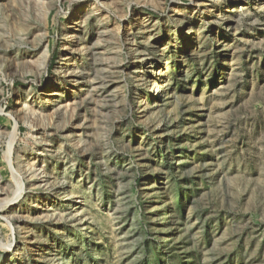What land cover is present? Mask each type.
I'll return each mask as SVG.
<instances>
[{
    "label": "rangeland",
    "instance_id": "rangeland-1",
    "mask_svg": "<svg viewBox=\"0 0 264 264\" xmlns=\"http://www.w3.org/2000/svg\"><path fill=\"white\" fill-rule=\"evenodd\" d=\"M0 194V264H264V0H0Z\"/></svg>",
    "mask_w": 264,
    "mask_h": 264
},
{
    "label": "bare ground",
    "instance_id": "bare-ground-1",
    "mask_svg": "<svg viewBox=\"0 0 264 264\" xmlns=\"http://www.w3.org/2000/svg\"><path fill=\"white\" fill-rule=\"evenodd\" d=\"M240 6V5H239ZM44 14V13H43ZM103 18V17H102ZM85 23V22H84ZM25 30V29H24ZM82 31V30H81ZM17 32V31H16ZM85 36V35H84ZM24 37V36H23ZM23 37H20V38H23ZM14 38V37H13ZM23 40V39H22ZM78 41H79V44H78V47L80 48V51L84 54V55H87V48H86V44H85V41H82L80 38L78 39ZM9 43V42H8ZM28 43V42H27ZM78 43V42H77ZM89 43V42H88ZM89 50V49H88ZM66 52V51H65ZM75 53V52H74ZM96 53V52H95ZM42 55H44L45 56V61H47V59H48V56H49V51L45 48L44 49V52H43V54ZM22 57V56H21ZM31 58V57H30ZM66 60V59H65ZM46 63V62H45ZM60 63V62H59ZM62 63H63V61H62ZM47 64V63H46ZM23 65V64H22ZM44 65L45 64H43V65H41V66H43L44 67ZM58 67V66H57ZM61 67V66H60ZM59 67V68H60ZM74 67V66H73ZM47 68V65H45V69ZM62 70H63V68H61ZM41 70V69H40ZM77 70H78V68L77 67H75L73 70H71V69H67V72H71L72 74H77ZM57 71L59 72V70L57 69ZM161 74V73H160ZM160 74H158V75H160ZM79 75V74H78ZM82 86H90L89 84H87V81L85 80V81H83V83H82ZM60 96V92L59 91H56L55 93H54V95H53V97H59ZM166 99H167V96H166ZM55 102V101H54ZM27 103H25V106H24V113L26 114V118L28 117V118H33V115L31 114V112H30V109L28 108V106L26 105ZM27 108V109H26ZM55 111V110H54ZM13 119V118H12ZM12 136H14V134L12 135ZM16 137V136H15ZM14 144H15V138H11V141L9 142V145H8V151H7V153H6V158H7V160L9 161V163H10V165H11V168L14 170L13 172V177H15V178H17V176H28V177H33V172H32V170L34 169H32V165L31 166H27V164H26V166L27 167H25L26 169H25V171H22V170H15V167L13 166V154H14V152L16 151H14V149H15V147H14ZM22 160V159H21ZM8 163V164H9ZM29 164V163H28ZM22 166H23V164H22ZM18 169V168H17ZM35 174V173H34ZM27 177V178H28ZM23 178V177H22ZM25 178V177H24ZM24 180V179H23ZM30 187V186H29ZM32 187V186H31ZM6 189V188H5ZM7 190V189H6ZM6 192H4V194H5ZM3 194V195H4ZM0 195H2V194H0ZM7 196V195H6ZM9 201V200H8ZM1 202V201H0ZM14 202V200H12V201H9V202H7V204H5V205H3V206H1L0 207V211H3V213L5 212V219L7 220V222L10 224V225H12L11 224V221H13V220H18V221H20V222H24L25 220H26V218H24L23 216H21V214H20V212H18L16 209H15V204H13V205H10L9 203H13ZM34 206L36 207V205L34 204ZM9 207V211H7V210H5L6 208H8ZM5 210V211H4ZM29 218V217H28ZM27 218V219H28Z\"/></svg>",
    "mask_w": 264,
    "mask_h": 264
}]
</instances>
